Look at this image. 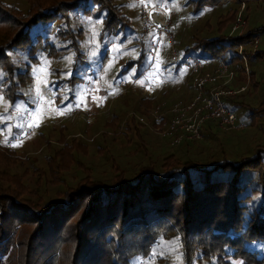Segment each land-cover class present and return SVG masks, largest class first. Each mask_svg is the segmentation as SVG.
<instances>
[{"label": "rangeland", "instance_id": "374dc122", "mask_svg": "<svg viewBox=\"0 0 264 264\" xmlns=\"http://www.w3.org/2000/svg\"><path fill=\"white\" fill-rule=\"evenodd\" d=\"M2 1L19 7L29 5V0ZM40 1L32 0V5ZM49 1L55 4L61 0ZM137 1L110 0L117 16L122 15L123 20L120 18L107 28L104 11L97 5L91 7L93 3L86 11L56 6L52 8L56 16L34 28V32L41 36L34 38L32 33L29 42L7 52V60L0 62V73H3L0 77V176L5 174L3 179L0 178V189H14L7 180L25 170L43 171L46 175L54 174L58 185L55 188L51 184L42 187L39 196L47 200L52 192L72 184L73 179L105 181L104 178L108 177L102 178L101 172L110 171L111 159L125 166L120 169L123 174H128L146 166L148 156L159 161L169 152L180 151L181 142L174 145L173 139L168 138L172 133L163 134L167 125H152L151 119L142 115V104L148 101L152 104L149 115L154 120L158 113L169 112L167 108L172 104L169 102H175L171 94L169 98L162 95L161 84L165 83L168 89L173 86V92H193L187 70L182 69L177 61L182 58L185 48L208 32L204 28L205 22L216 29V19L219 26L224 23L223 18L218 21V15L233 10L237 13L239 0H217L202 5L195 0H153L155 8L151 21L159 25L168 20L172 37L170 41L160 35L158 42L153 30L142 31ZM248 4V12L244 7L242 13L244 25L238 31L246 30L248 26L264 25V0H249ZM223 31L226 36L230 28ZM254 37H258L256 45L264 52V30ZM245 46L242 50L245 60L238 56L239 62L234 60L233 64H240L242 69L245 64L248 75L243 71H232L237 72L236 77H240L242 83L251 75L244 97L250 94L253 95L251 101L264 100V56L252 57L258 48L255 46L253 51V46ZM187 52L198 57V52ZM119 81L122 82L120 86L117 85ZM78 101L79 107L76 106ZM69 105L71 110L60 114V110ZM242 111L236 110V118L242 115ZM261 123L264 124L263 117H259L256 123L258 136L245 122L242 129L229 133L213 129L225 145L224 152L244 155L242 151L255 142L259 146L264 143L261 141L264 137L257 140L264 133ZM203 130L201 138L193 140L194 145L190 148L197 153L204 151L200 157L206 156L207 151L202 146L208 136ZM114 140L122 143L127 140L128 145L115 144ZM210 140L212 148L217 147L213 136ZM75 144L85 145L86 151H79ZM65 161L69 163L68 168L59 169ZM258 174H264V171ZM50 180L43 177L39 181L49 183ZM177 248L174 246V250ZM169 250L164 241L156 239L151 250L142 255L136 253L137 257L130 264H153L154 260L160 259L165 264H186L185 258L181 262L171 253L167 254ZM159 254L164 258L158 257ZM230 254L234 253L229 249L220 257L213 253L210 264L219 263L218 260L244 263L242 257ZM191 261L197 264V259Z\"/></svg>", "mask_w": 264, "mask_h": 264}, {"label": "trees", "instance_id": "16d2710c", "mask_svg": "<svg viewBox=\"0 0 264 264\" xmlns=\"http://www.w3.org/2000/svg\"><path fill=\"white\" fill-rule=\"evenodd\" d=\"M195 1L199 5L217 2ZM243 1L247 13L249 0ZM109 2L61 0L54 4L41 0L32 5L29 0L28 7H19L0 0V62L7 60V52L29 42L32 33L34 38L41 36L34 28L56 16L52 13L56 6L86 11L93 3L91 7L97 5L104 11L106 28L120 18L123 20ZM235 13L236 10L219 14L218 21L223 18L224 23L219 26L216 19V29L205 22L208 32L185 48L182 57L189 55L187 51L198 52L197 58L213 63L224 61L232 70L242 72L240 64H233L234 60L239 62L237 47L244 48L247 41L264 30V25L248 26L226 38L223 30L230 28ZM257 48L251 56L263 57V50ZM172 87L163 89L162 95L175 93L174 98H181L177 95L180 91L173 92ZM245 90L246 87L224 98L223 103L232 113L243 110L247 124L258 136L255 129L259 117L264 120V100L251 101L250 94L243 96ZM148 103L142 104V115L151 119L152 125H159L149 115L152 104ZM263 127L261 123L260 128ZM213 128L219 131L214 124L202 129L208 135L202 145L207 150L204 157H200L204 151L190 150L194 139H183L179 142L180 151L169 152L159 161L148 156L146 166L133 173L123 174L120 168L125 166L111 159L110 171L101 172L102 178L108 177L104 178L106 182L72 178V184L52 192L47 200H42L39 193L46 185L58 187L54 174L47 177L43 171L25 170L13 176L7 183L14 189H0V264H130L136 253L142 255L151 250L156 239L165 242L170 249L167 254L181 262L185 258L186 264H195L192 258L197 259V264H210L213 253L220 257L226 249L234 253L231 256L242 257L243 264H264V174H258L264 171V143L259 146L255 142L242 151L244 155L227 154ZM233 131L237 130L224 133ZM175 136L172 133L168 138ZM212 136L217 141L214 148L210 144ZM261 137L264 133L257 140ZM114 143L128 145L127 140L125 143L114 140ZM74 146L86 151L85 145ZM68 166L65 161L58 168ZM36 171L38 174L34 176ZM43 177L50 178V182H40ZM174 246L178 248L174 250ZM218 262L232 264L227 260ZM153 264L165 263L160 259Z\"/></svg>", "mask_w": 264, "mask_h": 264}, {"label": "built area", "instance_id": "2783aa9c", "mask_svg": "<svg viewBox=\"0 0 264 264\" xmlns=\"http://www.w3.org/2000/svg\"><path fill=\"white\" fill-rule=\"evenodd\" d=\"M136 7L140 19L142 20L143 31L153 30L157 42L160 35H165L171 41L172 37L169 30V21L165 20L159 25L151 21V13L155 8L153 0H149L147 3L143 0H139L136 2ZM243 8L244 3L239 0L238 11L226 38L244 25ZM157 42L152 44L153 49ZM257 43L258 37H253L251 40L247 41L246 45L253 46L254 51L255 46L257 47ZM242 50V45H238L237 54L242 60H245ZM177 63L180 64L182 69L188 71L190 76L189 87L194 91V94L187 103L181 104L176 102L170 107L169 112L172 115L163 134L168 131L176 133L173 144H178L183 139H200L203 127L208 124H214L217 129L223 132L242 129L244 123L239 121L234 113L228 111L223 103L224 98L230 97L234 93L242 90V88L239 90H232L227 87L234 77V72L229 65L224 61H217L213 66V62L190 55L183 56ZM243 73L246 76L248 75L245 64L243 66ZM121 84V81L117 83L118 86ZM121 91H123V89ZM161 115L162 113H158L156 120H158ZM1 135L2 132L0 131V136Z\"/></svg>", "mask_w": 264, "mask_h": 264}, {"label": "crops", "instance_id": "0c3cea01", "mask_svg": "<svg viewBox=\"0 0 264 264\" xmlns=\"http://www.w3.org/2000/svg\"><path fill=\"white\" fill-rule=\"evenodd\" d=\"M188 72V71H187ZM236 74H237V72L234 74V77H233V79L229 82V84L227 85V87L229 88V89H232V90H239L240 88H242V90H244V88L246 87L247 88V86L249 85V83H248V81H246V79H245V81H244V83H242L241 82V78L239 77L238 79H237V77H236ZM188 76H189V73H188ZM189 81V80H188ZM188 81L185 83V84H187L188 83ZM248 83V84H247ZM184 84V85H185ZM184 85H183V87H184ZM209 87V86H208ZM167 88V86H166V84L165 83H163V84H161V89L163 90V89H166ZM178 93V92H177ZM192 91L191 90H189V92L188 93H186V92H179V94H177L178 96H181V98H179V99H175L173 96H175L176 94L174 93V95L172 96L173 98V100H175V102H169V103H172V105H173V103H176V102H179V103H184L185 101L187 102L188 100H189V98L192 96ZM250 96V95H249ZM251 96H253V95H251ZM251 96L249 97V98H251ZM169 98V97H168ZM233 111H235L236 112V110H233ZM248 112V111H247ZM169 113V112H168ZM168 113H166V114H162L161 115V117L158 119V120H156V119H152L153 120V122H155V123H157V124H161V125H167V123L169 122V120H170V118H171V115H169ZM234 113V112H233ZM243 114L241 115V116H237V118L239 119V120H243L245 123H247L248 122V120H247V116L245 117V115H244V112H242ZM171 114V113H170ZM235 114V113H234ZM236 115V114H235ZM243 116V117H242ZM243 122V123H244Z\"/></svg>", "mask_w": 264, "mask_h": 264}, {"label": "snow or ice", "instance_id": "6c2138e0", "mask_svg": "<svg viewBox=\"0 0 264 264\" xmlns=\"http://www.w3.org/2000/svg\"><path fill=\"white\" fill-rule=\"evenodd\" d=\"M2 76H3V73H0V77H2ZM76 106H77V107L80 106V102H79V101L77 102ZM67 110H71V105H69L67 109L60 110V114H63L64 111H67ZM30 126H31V125H30ZM13 146H15V145H13ZM177 259H179V257H177ZM241 264H242V262H241Z\"/></svg>", "mask_w": 264, "mask_h": 264}]
</instances>
